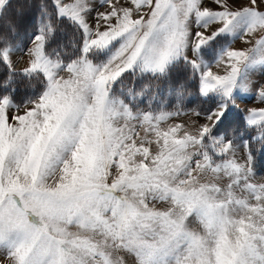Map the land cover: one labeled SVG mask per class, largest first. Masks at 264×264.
<instances>
[{
  "label": "snow or ice",
  "instance_id": "6c2138e0",
  "mask_svg": "<svg viewBox=\"0 0 264 264\" xmlns=\"http://www.w3.org/2000/svg\"><path fill=\"white\" fill-rule=\"evenodd\" d=\"M259 173L264 0L0 19V264H264Z\"/></svg>",
  "mask_w": 264,
  "mask_h": 264
},
{
  "label": "rangeland",
  "instance_id": "374dc122",
  "mask_svg": "<svg viewBox=\"0 0 264 264\" xmlns=\"http://www.w3.org/2000/svg\"><path fill=\"white\" fill-rule=\"evenodd\" d=\"M9 1H10V0H8V2H9ZM6 12H7V11H6ZM68 31H71V25L68 26ZM142 77H143V74L137 72V73H135V74H133V75H130V76L127 78V80L125 81V83H126L129 87H131V86L133 85V83H135V82H139V81L142 79ZM32 83H33V84L38 83V78H35V77H34ZM38 87H39V86L37 85V88H38ZM117 87H119V86L117 85ZM164 98H166V89L162 87V88L159 90V92H158L157 99L159 100V99H164ZM172 103H174V101H172ZM193 103H195V101H193ZM189 106H191V105H189ZM259 175H264V173H259L258 176H259Z\"/></svg>",
  "mask_w": 264,
  "mask_h": 264
},
{
  "label": "trees",
  "instance_id": "16d2710c",
  "mask_svg": "<svg viewBox=\"0 0 264 264\" xmlns=\"http://www.w3.org/2000/svg\"><path fill=\"white\" fill-rule=\"evenodd\" d=\"M17 6H18V0H10L8 2V8L5 10L4 16L0 17V19L7 20L8 18L12 17L14 14L15 8ZM65 38H67V36Z\"/></svg>",
  "mask_w": 264,
  "mask_h": 264
}]
</instances>
